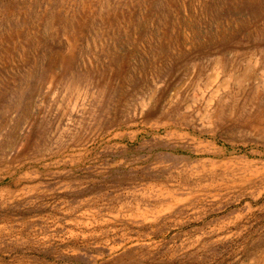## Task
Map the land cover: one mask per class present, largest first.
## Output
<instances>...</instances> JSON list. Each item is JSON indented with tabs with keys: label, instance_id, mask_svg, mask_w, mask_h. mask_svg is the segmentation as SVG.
<instances>
[{
	"label": "rangeland",
	"instance_id": "374dc122",
	"mask_svg": "<svg viewBox=\"0 0 264 264\" xmlns=\"http://www.w3.org/2000/svg\"><path fill=\"white\" fill-rule=\"evenodd\" d=\"M0 264H264V0H0Z\"/></svg>",
	"mask_w": 264,
	"mask_h": 264
}]
</instances>
